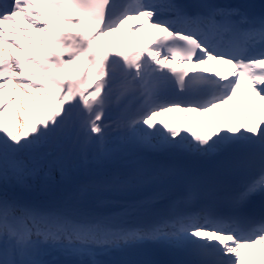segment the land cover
I'll use <instances>...</instances> for the list:
<instances>
[{
    "label": "snow or ice",
    "instance_id": "1",
    "mask_svg": "<svg viewBox=\"0 0 264 264\" xmlns=\"http://www.w3.org/2000/svg\"><path fill=\"white\" fill-rule=\"evenodd\" d=\"M129 22L151 47L113 44ZM257 245L264 3L0 0V264H246Z\"/></svg>",
    "mask_w": 264,
    "mask_h": 264
},
{
    "label": "bare ground",
    "instance_id": "2",
    "mask_svg": "<svg viewBox=\"0 0 264 264\" xmlns=\"http://www.w3.org/2000/svg\"><path fill=\"white\" fill-rule=\"evenodd\" d=\"M131 26H132V22H129L128 25H125V28L122 30V34H117L113 38V41H112L113 44L122 49L132 48V47H144V46L151 47L150 43H152L155 35L157 34L155 30L146 29L143 33H137L133 35L132 33L128 31V28ZM211 67L214 71L218 70L219 72H221L222 75L228 71V69L225 66H222L216 63L211 65ZM251 106L259 107L260 106L259 101H256ZM113 110L116 111L117 109L113 108ZM56 178L59 179V174L56 175ZM243 251L245 252V255H246V257H244L246 259V264H261L264 262V245H257L255 248L244 249ZM107 256L108 255H99L96 257V259L101 260ZM45 258L49 260L59 261V262H62L65 259H67L63 255L55 251H52Z\"/></svg>",
    "mask_w": 264,
    "mask_h": 264
},
{
    "label": "rangeland",
    "instance_id": "3",
    "mask_svg": "<svg viewBox=\"0 0 264 264\" xmlns=\"http://www.w3.org/2000/svg\"><path fill=\"white\" fill-rule=\"evenodd\" d=\"M245 257H246V255H245ZM246 260V259H245Z\"/></svg>",
    "mask_w": 264,
    "mask_h": 264
}]
</instances>
